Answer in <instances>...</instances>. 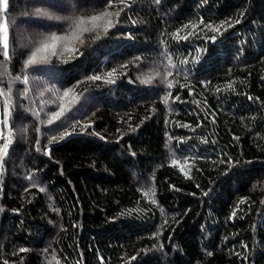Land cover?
<instances>
[{
    "label": "trees",
    "instance_id": "1",
    "mask_svg": "<svg viewBox=\"0 0 264 264\" xmlns=\"http://www.w3.org/2000/svg\"><path fill=\"white\" fill-rule=\"evenodd\" d=\"M0 264H264V0L0 4Z\"/></svg>",
    "mask_w": 264,
    "mask_h": 264
},
{
    "label": "snow or ice",
    "instance_id": "2",
    "mask_svg": "<svg viewBox=\"0 0 264 264\" xmlns=\"http://www.w3.org/2000/svg\"><path fill=\"white\" fill-rule=\"evenodd\" d=\"M0 4H2L3 5V8L6 10L7 9V6H8V0H0ZM98 19H100V18L99 17H93L92 18L93 21L98 20ZM81 23H83V21H81ZM3 31H4V37H5V39H4V48L7 49V46L8 45H7V27H6V25H5L4 29H3ZM57 39L58 38L55 37V36L51 37V40L52 41H55ZM48 46H49L48 44H45L43 47L46 50L48 48ZM5 55H7L6 52H5ZM34 62H35V57H33V59L29 61V63H34ZM21 251H25V249H21Z\"/></svg>",
    "mask_w": 264,
    "mask_h": 264
},
{
    "label": "rangeland",
    "instance_id": "3",
    "mask_svg": "<svg viewBox=\"0 0 264 264\" xmlns=\"http://www.w3.org/2000/svg\"><path fill=\"white\" fill-rule=\"evenodd\" d=\"M63 40V39H62ZM62 40H59L57 43H55L54 45L52 44V46L51 47H55V46H58V44L60 43V42H62ZM60 46H61V44H60Z\"/></svg>",
    "mask_w": 264,
    "mask_h": 264
}]
</instances>
